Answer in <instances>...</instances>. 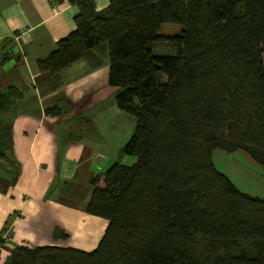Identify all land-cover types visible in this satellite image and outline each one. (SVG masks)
I'll return each instance as SVG.
<instances>
[{"label": "trees", "instance_id": "1", "mask_svg": "<svg viewBox=\"0 0 264 264\" xmlns=\"http://www.w3.org/2000/svg\"><path fill=\"white\" fill-rule=\"evenodd\" d=\"M69 2L76 29L38 61L51 75L42 94L75 63L107 59L116 106L136 120L121 157L136 162L91 181L85 211L108 222L96 249L15 246L5 264H264V198L214 162L217 150L243 151L264 168V0ZM167 24L183 28L166 35ZM19 96L0 91V160L13 146L2 118Z\"/></svg>", "mask_w": 264, "mask_h": 264}, {"label": "crops", "instance_id": "2", "mask_svg": "<svg viewBox=\"0 0 264 264\" xmlns=\"http://www.w3.org/2000/svg\"><path fill=\"white\" fill-rule=\"evenodd\" d=\"M94 1L99 11L111 2ZM77 14V5L69 0H0V91L20 93L2 118L12 125L13 146L9 158L0 160V175L10 182L0 191V264L15 246L96 249L108 222L85 211L91 181L111 162H136L121 157L127 142L114 149L104 145L102 131H93L92 115L103 114L108 101L112 111L116 106L107 59L96 69L89 60L75 63L62 71L61 89L42 94L51 75L39 70L38 61L76 29ZM50 107H59L60 115H48ZM84 119L87 127L80 124ZM102 122L103 130L113 128Z\"/></svg>", "mask_w": 264, "mask_h": 264}, {"label": "rangeland", "instance_id": "3", "mask_svg": "<svg viewBox=\"0 0 264 264\" xmlns=\"http://www.w3.org/2000/svg\"><path fill=\"white\" fill-rule=\"evenodd\" d=\"M180 25L167 24L163 25L162 32L166 35H176L182 30ZM159 53H172V49L168 47L156 48ZM112 102L108 101L107 106L103 114H93L92 122L94 125V132H103L104 140L106 141L104 145H109L117 149L122 147L133 134L136 127V120L134 117L127 115L125 113H118L116 106L113 105L114 109L111 108ZM68 113H64L62 116L66 117ZM101 120V121H100ZM104 120H107L113 124V128L109 130H103ZM82 127H87L88 121L86 119L80 120ZM68 128L67 124H64ZM76 135H79L77 130L74 131ZM91 133V132H90ZM123 140L121 146H119L120 141ZM118 149V150H119ZM111 153V156L115 158L117 152ZM104 155L105 151L103 150ZM103 154V153H102ZM214 162L217 169L227 175L238 187V189L246 194L252 196H258L264 198V168L256 163L250 155L243 151H238L232 154L226 153L221 150L214 152ZM115 162H111L106 168H102L101 172H105L109 169ZM93 251V250H92Z\"/></svg>", "mask_w": 264, "mask_h": 264}]
</instances>
